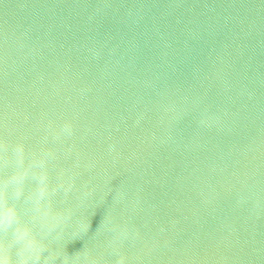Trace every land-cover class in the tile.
Segmentation results:
<instances>
[{
	"label": "water",
	"instance_id": "obj_1",
	"mask_svg": "<svg viewBox=\"0 0 264 264\" xmlns=\"http://www.w3.org/2000/svg\"><path fill=\"white\" fill-rule=\"evenodd\" d=\"M0 140L26 264H264V0H0Z\"/></svg>",
	"mask_w": 264,
	"mask_h": 264
},
{
	"label": "clouds",
	"instance_id": "obj_2",
	"mask_svg": "<svg viewBox=\"0 0 264 264\" xmlns=\"http://www.w3.org/2000/svg\"><path fill=\"white\" fill-rule=\"evenodd\" d=\"M6 142L0 140V155L6 151ZM15 152L18 160H22L23 145L17 144ZM24 177V172L17 170L11 177L0 180V233L5 232L9 226L16 224L13 230L12 240H5L3 235H0V264H26L28 256L32 253L38 257L40 249L36 246L34 240L29 236L28 229L21 226L17 220V213L14 205L8 203L7 188L9 183L16 185L15 191L18 194L20 191V182ZM81 227H86L81 225ZM18 242V258L14 261L12 259V243ZM123 258L121 257L118 264H121Z\"/></svg>",
	"mask_w": 264,
	"mask_h": 264
}]
</instances>
